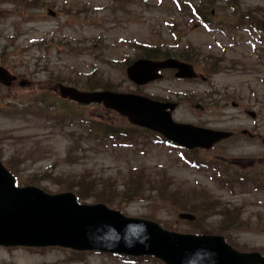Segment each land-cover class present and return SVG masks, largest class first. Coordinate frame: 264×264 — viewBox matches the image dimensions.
Returning <instances> with one entry per match:
<instances>
[{
  "label": "rangeland",
  "instance_id": "obj_1",
  "mask_svg": "<svg viewBox=\"0 0 264 264\" xmlns=\"http://www.w3.org/2000/svg\"><path fill=\"white\" fill-rule=\"evenodd\" d=\"M235 2L238 12L224 0L201 4L209 24L199 25L183 0H0V66L13 77L10 87L0 85V159L17 184L80 193L81 203H105L176 232L221 234L237 250L264 255V179H229L230 163L216 159L259 154L254 142L240 137L228 151V143L210 151L175 147L102 104L62 100L56 91L60 83L89 91L106 84L112 91L178 101L174 120L211 128L241 129L260 119L262 142L264 51L232 21L249 13V23H257L264 0ZM247 20L241 23L246 28ZM143 47L163 57L188 54L207 79L181 80L165 71L136 87L125 69ZM229 92L239 107L231 106ZM243 106H260L258 119H248ZM181 212L196 218L181 220ZM127 259L0 246V264H163L152 256Z\"/></svg>",
  "mask_w": 264,
  "mask_h": 264
},
{
  "label": "water",
  "instance_id": "obj_2",
  "mask_svg": "<svg viewBox=\"0 0 264 264\" xmlns=\"http://www.w3.org/2000/svg\"><path fill=\"white\" fill-rule=\"evenodd\" d=\"M184 67L182 76H194L190 66L175 60L161 62L140 59L127 67V76L136 84L160 77L159 69ZM186 67V69H185ZM0 67V82L12 80ZM63 97L79 103H102L124 115L134 124L163 133L186 146H209L226 134L174 123V104L152 101L134 94L110 91H79L59 84ZM169 109V110H166ZM179 217L191 220V214ZM0 244L61 245L78 250L99 249L127 255L152 254L166 264H264L257 252H240L220 235H194L170 232L156 223L130 218L103 204L84 205L71 192L49 195L35 187H14V179L0 164Z\"/></svg>",
  "mask_w": 264,
  "mask_h": 264
},
{
  "label": "flooded vegetation",
  "instance_id": "obj_3",
  "mask_svg": "<svg viewBox=\"0 0 264 264\" xmlns=\"http://www.w3.org/2000/svg\"><path fill=\"white\" fill-rule=\"evenodd\" d=\"M260 67L261 69H263L261 65ZM258 73H263V71L260 70V72ZM259 80H260V77L258 81ZM247 91H248V95H250L252 89L249 88ZM230 95H233V93L230 92ZM247 99H249V96L247 97ZM231 104L238 107V104L235 103L234 101H232ZM260 111H261L260 106H257L256 109L252 108L251 106H246V107L244 106V114L247 116L248 119H255V118L258 119L257 116L259 117ZM259 121L260 119L258 120V123H254L253 125L249 124L247 126L246 124L245 127L241 129H238L237 127H235L233 128V130H228L224 127H218V129H226L230 132V136L228 137L227 141L230 140L229 142L232 141V143L237 144L238 138L245 137L246 139L244 140L247 144H251V142H254V145L256 146V148L260 150L259 154H254V152L246 151V152H243L244 154L242 156L239 154V155H233L230 157H223L222 160L225 163H230L234 165L235 168L237 167V170H239V171L236 170L237 173L242 171L243 176L245 178H252V176H256L258 178H264V168H261V164L264 163V140L262 142L257 140L258 137L262 136L261 133L258 132L260 127L257 125H261ZM223 141H220V142L223 143ZM220 142H218L216 146L219 145ZM229 142L227 144L226 151H228V148L230 147ZM226 153L229 154L228 152Z\"/></svg>",
  "mask_w": 264,
  "mask_h": 264
},
{
  "label": "trees",
  "instance_id": "obj_4",
  "mask_svg": "<svg viewBox=\"0 0 264 264\" xmlns=\"http://www.w3.org/2000/svg\"><path fill=\"white\" fill-rule=\"evenodd\" d=\"M141 53H142V55L143 56H145V57H156V55H159V50H157V49H152V48H142V50H141ZM106 85V84H105ZM105 85H102L103 86V88L104 89H107V86H105ZM97 87H99L98 85H96V86H94V87H92L93 89L94 88H97ZM66 112H69V110L67 109L66 110ZM111 131H113V130H111ZM111 131H106L107 133H109V132H111ZM110 134V133H109ZM114 135V134H113ZM123 192H126L127 191V189H124V190H122ZM76 194V196L78 197V198H81L80 197V193H75Z\"/></svg>",
  "mask_w": 264,
  "mask_h": 264
}]
</instances>
